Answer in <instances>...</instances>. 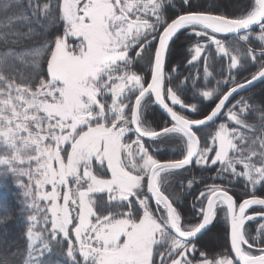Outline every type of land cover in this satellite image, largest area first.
Listing matches in <instances>:
<instances>
[{"label":"snow or ice","instance_id":"snow-or-ice-1","mask_svg":"<svg viewBox=\"0 0 264 264\" xmlns=\"http://www.w3.org/2000/svg\"><path fill=\"white\" fill-rule=\"evenodd\" d=\"M0 43V264H264V0H0Z\"/></svg>","mask_w":264,"mask_h":264},{"label":"trees","instance_id":"trees-1","mask_svg":"<svg viewBox=\"0 0 264 264\" xmlns=\"http://www.w3.org/2000/svg\"><path fill=\"white\" fill-rule=\"evenodd\" d=\"M213 0H200V3H212ZM258 31V30H257ZM187 43L186 40L182 39L180 41V46L177 47L175 55L173 57L174 60H176L178 63H180L181 66L178 68V72L182 76L188 75L190 72L193 71V69L186 65V61L184 60V54H185V48L184 45ZM253 47L259 49L260 44L258 41L253 40L252 42ZM27 47V45H24ZM5 49V45L3 43H0V51H3ZM258 91V89H257ZM155 107V106H154ZM155 115L157 119H160L164 116L163 113H161L158 109H156ZM174 141H167L161 147L163 148V151L157 154V159L166 160V159H173V158H179V150L175 149L172 145H174ZM197 175H203L205 177H208L212 175L211 172L207 171H201L197 170ZM18 189L15 188L11 181L8 182L7 188L0 187V200L7 199V201L15 207L17 195H18ZM235 191H240V186H238ZM191 196L188 197V202H186L183 205L182 211L188 215H192V208L190 207L191 203ZM218 226L213 229V231L205 237L204 243L208 246V248L212 251L209 252L210 255L217 254L219 251H226L228 246V241L226 238V230H227V224L221 217L218 218ZM16 221L15 219L11 222L12 225H15ZM3 229H0V232H2ZM18 237V231L14 226H10L8 231V238L9 239H16Z\"/></svg>","mask_w":264,"mask_h":264},{"label":"flooded vegetation","instance_id":"flooded-vegetation-1","mask_svg":"<svg viewBox=\"0 0 264 264\" xmlns=\"http://www.w3.org/2000/svg\"><path fill=\"white\" fill-rule=\"evenodd\" d=\"M250 211H251V210H250ZM252 228H253V231H254V229H255V224L252 225Z\"/></svg>","mask_w":264,"mask_h":264},{"label":"water","instance_id":"water-1","mask_svg":"<svg viewBox=\"0 0 264 264\" xmlns=\"http://www.w3.org/2000/svg\"><path fill=\"white\" fill-rule=\"evenodd\" d=\"M159 110V109H158ZM161 113H162V111L161 110H159Z\"/></svg>","mask_w":264,"mask_h":264},{"label":"rangeland","instance_id":"rangeland-1","mask_svg":"<svg viewBox=\"0 0 264 264\" xmlns=\"http://www.w3.org/2000/svg\"><path fill=\"white\" fill-rule=\"evenodd\" d=\"M222 219H223V217L222 216H220Z\"/></svg>","mask_w":264,"mask_h":264}]
</instances>
